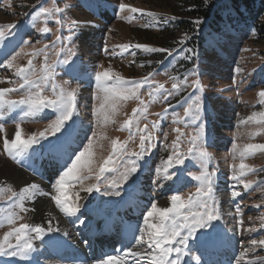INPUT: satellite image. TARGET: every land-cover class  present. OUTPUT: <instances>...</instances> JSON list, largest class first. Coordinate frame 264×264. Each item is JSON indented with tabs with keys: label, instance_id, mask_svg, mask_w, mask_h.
Returning <instances> with one entry per match:
<instances>
[{
	"label": "rangeland",
	"instance_id": "374dc122",
	"mask_svg": "<svg viewBox=\"0 0 264 264\" xmlns=\"http://www.w3.org/2000/svg\"><path fill=\"white\" fill-rule=\"evenodd\" d=\"M120 3H125L130 8L134 7L141 11L137 13H132L130 10L120 12ZM10 4L11 6H9L7 0H0V26H5V30L8 31L7 25H15L10 30L11 35L8 41L0 43V81H2L0 82V88L18 87L22 81L15 76V72L20 67L27 69L29 60H32V68L35 72L33 79L39 77L45 57L43 53L40 55H33V53L43 48L45 44L49 45L47 49L48 63H52L54 59H57L54 53L57 49L61 50L59 57L61 62L52 66L55 83L61 87H66L68 90H76L79 113L78 116L74 117L75 124L73 127L75 129V126H77L78 129L73 134L74 142L71 144V148H68L69 151L81 143H86L85 133L90 136V129L95 127L97 117L94 113L99 109L100 101L95 99L97 89L92 77L94 71L102 70L99 68L100 65H104L106 69H109L113 76L119 74L126 80H142L149 73L153 74L149 77L152 89L145 85L139 91L140 99L144 100L147 106V119H140V127L143 128L145 124L150 127L152 122L157 124L156 129L153 130V146L139 161L138 172L124 183L119 196L105 195L103 186H101L99 192H80L82 200H85L86 204H92V207L98 213H102V217H110L113 214L112 211L116 215L117 211L115 209L120 208L122 203L128 200L129 197L135 196H132V193L136 194L133 188L144 184L145 195L139 193L142 195L141 199L144 200L140 199L142 203L138 202V210L135 212L139 216L132 217L140 225L142 215L149 209L151 202L157 203L159 207L170 206L169 197L176 194L177 191L187 198V195L190 192H195L197 187V182L192 177L198 175L201 171L199 161L186 156L185 165H176L174 168L169 169L172 172V179L170 180L163 178L164 166L161 161L166 160L172 152L171 144L177 135L173 131L174 128L180 127L187 137L196 135L202 127L204 147L212 156L209 170L217 169V175L214 178V195L220 202L222 217L220 220L212 222V228L198 230L197 236L190 239L189 254L183 258L182 264H195L193 257H199L200 264H207L208 259L213 256L207 259L203 257L206 252H202V243H219V240L224 239V237L225 244L221 241L219 248L224 257L231 256L232 264H238V261L239 264H249L250 261H256V264H259L257 257H264V246H252L250 241L252 239H264V221L260 219L264 217V152L257 150L249 153L243 160L247 168L245 174L241 176V180L250 184L248 189H245L244 183L237 184L232 180L233 164L236 165L235 171L239 174V164L241 163L238 154L236 160L232 159V144L236 143L240 148L249 143L264 144V124L257 123V121L264 120V116L260 115L264 113V97L259 95L261 91H264V58L262 57L264 42L258 43L254 40L253 36H256V33H254L253 28L228 29L223 35L224 38L207 39L197 58L196 65L191 68L196 69V75L189 77V81L199 80L201 82V90L197 91L192 87L186 90L182 88L174 96H170L166 102L160 92H154L151 97L149 92L156 89L159 84H163L165 89L171 90L173 81L170 77L177 76L183 79L184 74L189 70L184 74L172 75L171 67L174 63L173 60H170L160 70L145 72L141 65L134 67L132 64L133 56L130 54L132 51L143 50L135 49L133 47L135 44L148 42V40L142 39L137 34L140 25L145 23L147 19L145 17L147 13L153 14L158 10L164 13L169 12L161 8L159 0L157 2L155 0H10ZM41 6L62 9V13L56 14L55 17V19L61 20V24L57 25L55 19L48 21H45L43 17L33 19L35 12ZM170 16L176 22L180 21L173 14ZM73 21L76 23H73ZM45 26L51 29L49 33L39 31ZM22 30L26 33H19ZM185 33L181 34L179 30L177 36L173 38L176 45L179 44L178 41L183 38ZM57 36H60L61 40L53 48L52 42L56 40ZM21 40L29 41V43L24 45L20 43ZM122 45H128L129 49L123 55H120V46ZM105 47L108 48V53H105ZM68 49L75 52L76 55L68 58V63H63L62 61L66 58V50ZM17 53L20 54L16 55ZM13 56L16 58L13 61V67L9 68L7 64ZM237 67L242 69L240 73L235 71ZM133 69H136L134 73L132 72ZM68 70H73L75 73L82 72V76L77 79L64 76ZM10 81H15V83H10ZM44 94L50 95L47 90ZM190 95L193 98L200 97L202 103L201 118L196 122H189L187 125L174 124L173 120L176 114L182 115L183 107L181 105H184L185 99ZM19 98L20 93L18 92L5 94V99L18 100ZM140 107L142 106L139 100L129 99L120 102L116 112L111 114L108 122L104 123L101 115L100 119L103 124L101 132L103 137L106 138L97 137L94 139L93 160L95 164L93 173L89 174L87 171L81 173L82 175H90V179L84 181L86 186L96 183L95 174L99 171V165L111 152L112 139H118L120 142L127 141V147L130 150L139 151L138 135L133 140H129V130L124 128L123 125L125 120L133 117V110ZM165 109H167V112H165ZM253 113L257 115L253 119H249ZM21 115L22 112L18 109V111L12 113H5L3 120L0 121L4 124L3 131H0V162L1 160L9 161L17 168L19 166L25 168L26 165L17 163L3 151V139L5 137L14 138L15 123L19 122L21 124L22 138L27 139L33 133L44 131L47 125L55 119V113L52 114L50 110H45L36 118H25L23 121L19 120ZM132 132H135L134 127ZM165 134H167V139H165ZM53 140H55V137L49 136L47 140L41 141L40 144L33 145L18 159L30 163L31 158L37 157L34 153L38 154L39 149H41L40 152L43 149V152H45L50 147L49 142ZM188 147L185 138L181 151L187 153ZM185 166L188 170L184 171L185 180L181 183L178 182L180 172L176 169H184ZM158 167L161 168L159 174L156 172ZM28 171L29 174L32 173L30 169ZM56 172L53 173L55 176L51 184H39L40 190L46 193L43 196L44 199L42 195H37L33 201L26 202L25 207L29 211L20 213L23 220H18L15 226L20 223H29L41 224L47 227L48 221L45 218L48 217V220L52 218V227L56 229L55 234L60 236V240L66 239L67 242H74L73 240L83 237V233L88 228L82 229L81 224L78 225L79 221L74 222L75 216L64 215L55 205V202L51 200V194H55L52 185L60 174L59 172L57 175L58 172ZM104 175L110 178L112 174L107 175L105 173ZM31 176L33 177V175ZM101 179L103 180V176ZM33 182L37 184L33 180L25 183V185ZM20 184L18 181L1 180L0 177V189L11 186L14 191H19L21 187L25 186ZM233 187L241 193L235 199L231 197ZM79 188L80 184L75 182L65 185L69 196L66 207L74 206L73 193ZM4 195L7 196L10 193L5 192ZM43 200L48 204H45L46 209L44 211L38 213L35 211L36 203L42 204ZM10 203V201L0 199V209L3 210L0 211V221L3 222V226H0V240L3 239L5 232L14 227L6 221L8 212L12 210L9 208ZM237 206H239L240 214H237ZM79 213L82 214L81 219L86 224L94 219V215H92L94 213H90V211L82 210ZM77 216H79L78 213ZM77 216L76 220H78ZM241 219L244 222L243 226L238 224ZM119 222L122 224V220ZM199 231L210 233L209 238L198 242ZM64 233H67V235ZM48 235H45L43 240L45 238L51 240ZM34 244L36 245V251L31 254L28 260H22L19 257L0 256V264H55L52 261L54 259L51 255L54 254L51 247L47 248L45 246L43 248L44 243L41 240L34 241ZM226 245L227 248L224 247ZM253 247L256 249L254 252L249 251L243 257L240 256L245 248ZM215 254L218 253L215 252ZM85 264H95V262L92 263L90 260L89 263Z\"/></svg>",
	"mask_w": 264,
	"mask_h": 264
},
{
	"label": "snow or ice",
	"instance_id": "6c2138e0",
	"mask_svg": "<svg viewBox=\"0 0 264 264\" xmlns=\"http://www.w3.org/2000/svg\"><path fill=\"white\" fill-rule=\"evenodd\" d=\"M10 4V0H7ZM120 12L130 10L132 13H137L141 10L137 8H130L125 3L119 4ZM62 13V9L59 7H44L41 6L34 14L33 19L43 17L45 21L55 19L56 14ZM147 15H153L147 13ZM174 19V18H173ZM57 25L61 24L60 19H55ZM73 23H76L73 21ZM195 25H200L201 20L197 19L193 22ZM148 25H146L147 27ZM15 25L9 24L6 26L8 31L5 30V26H0V43L8 41V37L11 35V29ZM59 30V29H58ZM42 33H49L51 29L47 26L39 29ZM190 39L189 34L185 33L182 39L178 43L182 46L181 52L189 53L191 55H185L184 59L192 60L196 52L193 48L183 47L185 42ZM61 40L60 36L56 37V40L52 42V47H56V43ZM20 43L27 45L29 41L21 40ZM49 45L45 44L43 48L36 50L33 55L44 54L45 62L41 68V75L36 79H33L35 72L32 68V60L28 61V68L20 67L15 72V76L19 78L22 83L18 87H6L0 88V121L3 120L5 113H12L19 109L22 115L19 117L20 121L25 118H36L39 114L45 110H52L55 113V119L39 133H33L27 139L22 138V129L19 122L15 123L14 138L5 137L3 139V151L17 163L21 161L18 157L22 156L25 152L32 148L33 145L40 144L41 141L47 140L49 136L55 137V140L50 141V146L55 150L61 151V159L63 164L61 165L62 171L59 174V178L56 179L52 187L55 189V194H51V200L55 202V205L66 216H77L80 212V204L78 201L82 199L80 192L91 193L93 191H103L105 195H120L122 186L129 178L138 172L139 161L144 157L145 153L149 152L153 146L152 141L154 139L153 130L156 129L157 124L151 123L149 127L145 124L143 128L140 127V119H147L146 112L147 106L145 101L140 99L139 91L141 87L147 85L149 89H152V84L149 80L153 74L149 73L147 77L142 80H126L123 77L116 74L113 76L109 69H106L104 65H100V71H94L92 79L95 81L97 94L95 99L100 101L99 109L94 113L97 117L95 121V127L90 129L91 135L85 133L84 139L86 143H81L76 148H72L75 119L78 116L77 109V92L75 89L68 90L66 87H61L55 83L54 72L52 70L53 64L61 62L59 57L61 50L57 49L54 53L57 59H54L52 63H48L47 49ZM120 55L127 52L128 45H122ZM135 49H143L146 53L155 52H167L168 55H172L173 50L165 48L149 47L144 44H135ZM23 51V49H21ZM67 56L62 61L68 63V58L74 57L75 52L70 49L66 50ZM105 53H108V48L105 47ZM114 51V50H113ZM17 53L16 55H19ZM136 55L135 51L130 53ZM12 60L8 61L7 66L13 67ZM237 73L242 71L241 68L235 69ZM196 75V69H190L184 74L183 79L177 76H172L170 79L173 81L171 90L165 89L163 84H159L158 87L149 92L150 97L154 95V92H160L163 99L167 102L170 96H174L182 88L187 89L192 87L197 91L201 90V82L199 80L189 81L190 76ZM2 82V81H0ZM15 83V81H10ZM48 91L50 95L44 94ZM163 90V91H161ZM20 93L18 100L5 99L6 93ZM261 97H264V91L259 93ZM129 99H137L140 101L139 109L133 110V117L124 121V128L129 130V140H133L135 136L139 137V151H132L127 147V141L120 142L118 139L111 140V152L108 157L103 160V163L99 165V171L95 174L96 183L86 186L85 180L90 179V175H82L81 173L87 171L89 174L93 173V166L95 161L93 160V145L94 139L106 138L103 137L101 129L103 124L101 122V115L103 116V122L106 123L111 118V114L116 112L117 106L122 101ZM189 101H191L189 103ZM183 107L182 115L177 113L173 123L176 125H187L189 122H196L201 118L202 103L199 96L193 98L188 96ZM171 107V105H170ZM167 112V109H165ZM162 115V114H157ZM257 114L253 113V119ZM264 116V113L260 114ZM257 123L264 124V120L257 121ZM135 128V132H132V128ZM4 124L0 122V131H3ZM177 133L175 139L171 144L172 152L168 155L166 160L161 161L163 164V178L165 180L172 179V172L169 169L174 168L176 165H185L186 156L191 157L199 161L201 171L198 175L192 177L197 182L195 192H190L187 198L183 197L177 191L169 197L170 206L159 207L157 203L151 202L149 209L142 215V223L133 231L132 238L127 241L126 244L116 251L115 255L107 254L103 258L95 261V264H182L183 258L188 255L189 241L194 236H197L198 230L209 229L213 227V221H218L222 217V211L220 208V202L214 195V178L217 175V169L213 168L209 170V163L212 159L211 154L205 149L203 144V128L200 127L199 131L194 136H187L181 130L180 127L173 129ZM60 135H57V134ZM187 140L189 147L187 153L181 151V146L184 140ZM167 139V134H165ZM167 147V145H166ZM264 152V144L249 143L240 148L236 143L232 144V159L236 160L237 154L241 160L239 164V174L235 171L236 165L233 164L232 180L237 184L244 183L241 180V176L245 174L247 166L243 163L246 155L255 151ZM180 172L178 182H183L185 177L184 171H187V166L184 169H176ZM250 170V169H249ZM157 174L161 172V168L156 169ZM105 173H112L111 177L105 176ZM103 176V180L101 177ZM79 183L80 188L73 193L74 206L65 205L68 203L69 196L65 189L66 184ZM245 189L250 187L249 183H244ZM10 193L5 196L4 193ZM40 190V186L36 183L26 184L21 187L19 191H14L11 186L6 189H0V199L10 201L9 208L12 210L8 212L6 221L8 224L14 227L5 232L3 239L0 240V256L19 257L22 260H28L31 254L36 251V245L34 241L43 240L44 236L53 231L52 220H48V226H42L41 224H29L20 223L18 226V220H23V216L20 213L29 211L25 207V203L33 201L37 195H45ZM241 195L240 192L235 190L231 191V197L235 199ZM237 214H240L239 206H237ZM0 211H3L0 209ZM79 223L83 225L84 220L79 219ZM264 221V217L260 218ZM243 220H239L238 224L243 226ZM0 226H3V222L0 221ZM58 231V229H57ZM67 235V233H64ZM210 233L206 231H199L198 242L204 241L209 238ZM12 238V239H10ZM87 243V241H85ZM252 246H264V239L250 241ZM256 249L245 248L240 256L243 257L245 253ZM195 264H200L199 257H193ZM259 264H264V257H257ZM239 264V261H238ZM249 264H256V261H250Z\"/></svg>",
	"mask_w": 264,
	"mask_h": 264
},
{
	"label": "trees",
	"instance_id": "16d2710c",
	"mask_svg": "<svg viewBox=\"0 0 264 264\" xmlns=\"http://www.w3.org/2000/svg\"><path fill=\"white\" fill-rule=\"evenodd\" d=\"M159 3L161 8L169 12L158 10L153 15L145 16L147 19L140 25L137 34L148 42L139 44L173 51L172 55L167 52L135 51L132 64L134 67L141 65L145 72L160 70L173 60L172 75L184 74L196 65L204 42L207 39L224 38L223 35L228 29L252 27L256 33L254 40L258 43L264 42V0H159ZM171 14L180 21L172 19ZM197 19L202 22L198 26L193 23ZM179 30L181 34H190V39L183 47L195 50L196 55L192 60L184 59L185 55L191 54L181 52L182 46L174 42L173 38ZM262 57L264 58V53ZM135 71L136 69L132 70L133 73Z\"/></svg>",
	"mask_w": 264,
	"mask_h": 264
},
{
	"label": "bare ground",
	"instance_id": "6f19581e",
	"mask_svg": "<svg viewBox=\"0 0 264 264\" xmlns=\"http://www.w3.org/2000/svg\"><path fill=\"white\" fill-rule=\"evenodd\" d=\"M38 156V155H37ZM50 157H48L49 159V162H50V166H48L47 168L45 167H41V172L42 174L49 178L51 176V174H53L54 172H56L58 169H60L61 167L59 165H56L57 163H59V161L61 160V155H57V154H51L49 155ZM1 166H0V177H1V180H6V181H9V182H14V181H18L19 183H21L20 185H25V183H28L29 181H33L35 180L37 182V184H44V182H42L41 180H39L38 178L36 177H32L28 172H26L25 169H21V168H17L15 167L11 162L9 161H2L1 160ZM32 166V164H29L27 167H30ZM59 166V168H58ZM58 172V171H57ZM56 172V173H57ZM34 183V182H33ZM15 184V183H14ZM42 188H45V187H42ZM140 192L142 191L141 189L139 190ZM139 194V192H138ZM40 196V195H39ZM44 195H42L43 197ZM44 199V197H43ZM46 199V198H45ZM141 200H144V199H141ZM41 201V200H40ZM78 203L80 204V211L82 210H87V211H93L95 210L94 207H92V204H86L85 200H82L80 199L78 201ZM140 203H142V201H140ZM45 204H48L47 202H45V200H43V203L42 204H37L36 203V207H35V211L40 213L42 211H44L46 208H45ZM85 207V209H83ZM51 208V206H50ZM121 208H123V205L121 206ZM98 209V208H97ZM137 209V207H130V206H127V208H125L123 210L124 214H127L128 216H131L132 215V212H135ZM35 212V214H36ZM47 213V212H46ZM79 214V213H78ZM37 215V214H36ZM48 215V214H47ZM52 215V214H50ZM93 215V214H92ZM52 217V216H51ZM57 217V216H56ZM106 218V217H105ZM46 221H48V217L45 218ZM52 219V218H50ZM73 219V218H72ZM47 223V222H46ZM98 223H99V220H95L93 224L95 225H92L91 228H90V234L92 232H95L97 230H99L98 228ZM61 225L63 223H60ZM58 225L59 227L61 225ZM86 223L83 224V226H85ZM56 229L53 228V231L49 233V238H51V240H53L54 238V233L56 232L55 231ZM224 237V236H223ZM74 242H79V238H77V240H73ZM92 241V240H91ZM100 244H98L97 241L93 240L92 243H89V244H80L79 246L82 247V248H87V249H90L91 247H94L92 248L89 252L92 254L89 255V258H94L95 260H98L99 257H101V254H103L105 251L109 250L110 247H106L105 246V249H101L99 248ZM94 263V261L92 262ZM56 264V263H55Z\"/></svg>",
	"mask_w": 264,
	"mask_h": 264
}]
</instances>
